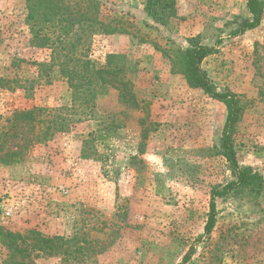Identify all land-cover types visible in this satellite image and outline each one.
<instances>
[{
  "label": "rangeland",
  "instance_id": "1",
  "mask_svg": "<svg viewBox=\"0 0 264 264\" xmlns=\"http://www.w3.org/2000/svg\"><path fill=\"white\" fill-rule=\"evenodd\" d=\"M175 2L162 25L145 0H59L36 19L31 2L0 0L1 154L22 148L0 162V264H176L189 251L186 264H264V0L259 26L236 36L246 0ZM190 41L215 45L201 67L237 95V160L263 177L257 195L216 198L209 233L211 191L234 177L225 106L179 69ZM87 59L121 68L137 107L112 87L77 105L60 63ZM32 107L66 130L25 143L38 125L14 113Z\"/></svg>",
  "mask_w": 264,
  "mask_h": 264
},
{
  "label": "trees",
  "instance_id": "2",
  "mask_svg": "<svg viewBox=\"0 0 264 264\" xmlns=\"http://www.w3.org/2000/svg\"><path fill=\"white\" fill-rule=\"evenodd\" d=\"M32 5L27 15L28 19H36L39 17L40 9L51 8L57 5L59 0H27ZM247 9L251 14V19L244 20L235 29L231 31L232 36L244 33L247 30L256 28L261 22L262 2L261 0H246ZM30 6V5H29ZM145 12L152 17L153 21L158 24H166L168 19L176 14L175 0H145ZM219 37L215 41V45L220 42ZM39 46H44L46 38H40ZM215 45H205L194 41H190V47L185 48L178 55L179 69L184 75L189 86L199 88L208 97L219 101L225 106L226 115L223 125L222 134L219 140V150L221 155L227 161L233 180L227 182L221 187H214L211 191L209 202V213L204 226L205 233H209L215 225L216 217V198H225L229 194L242 193L246 191L249 194L257 195L255 191L257 186L262 183L263 177L250 167H242L238 163L236 149L233 144L234 125L240 118L241 105L239 99L234 92L229 90H218L213 84L205 70L202 69L201 63L208 55L215 51ZM109 63V62H108ZM81 68L67 66L65 62L60 63V71L67 78L69 87L72 89L73 101L81 104L82 99L85 102L92 100L98 93L106 91L108 87L118 90L119 97L132 107H137V101L129 88V82L123 76L121 68H107L93 66L90 60L80 62ZM116 83V84H115ZM99 90V92H98ZM45 112V113H44ZM51 110L43 107H32L31 109L16 111L14 120L27 122L30 127L34 124L38 125V131L25 138V143L33 140L39 142L45 138H50L56 132L66 130V119L55 120L48 118ZM50 120V122H49ZM47 121L44 131L39 127ZM2 144H0V162L16 163L22 155V148L1 154ZM11 233H8V235ZM191 258V252H187L176 264H186Z\"/></svg>",
  "mask_w": 264,
  "mask_h": 264
}]
</instances>
